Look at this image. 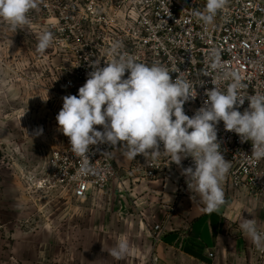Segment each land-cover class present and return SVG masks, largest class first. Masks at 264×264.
<instances>
[{
	"label": "built area",
	"instance_id": "1",
	"mask_svg": "<svg viewBox=\"0 0 264 264\" xmlns=\"http://www.w3.org/2000/svg\"><path fill=\"white\" fill-rule=\"evenodd\" d=\"M205 4L206 0H40L29 15L54 35L48 67L53 83L61 88L62 103V97L78 95L93 70L91 62L100 59V66H106V61L113 59L109 54L113 44L119 43V54L179 71L196 86L197 98L184 104L185 114L192 117L218 78L221 91L235 73L243 85L241 95L264 92V0H228L210 25L191 14L192 9L203 11ZM179 72L170 73L173 80ZM248 105L245 99L238 110L243 112ZM217 135L222 155L231 162L225 186L247 193L264 210V159H245L242 154L252 153L251 141L242 143L236 133L225 130L223 121L217 125ZM160 147L163 151L162 143ZM113 148L108 144L90 146V170L84 172V158L72 152L67 137L66 144L54 150L49 160L55 183L76 200L106 191L118 177ZM129 162V172L148 182L178 172L177 198L181 202L192 197L194 191L182 175V168L195 167L192 157L182 159L181 166L164 158L153 161L142 154ZM259 229L264 231V222ZM153 234L156 246L160 245L167 235L166 227L156 225ZM259 253L264 256V251L259 249ZM209 257L213 259L214 254Z\"/></svg>",
	"mask_w": 264,
	"mask_h": 264
},
{
	"label": "rangeland",
	"instance_id": "2",
	"mask_svg": "<svg viewBox=\"0 0 264 264\" xmlns=\"http://www.w3.org/2000/svg\"><path fill=\"white\" fill-rule=\"evenodd\" d=\"M44 29L31 18L17 31L0 21V264H154L155 224L142 227L140 214L129 211L156 210L157 203L148 207L139 202L142 191H119L117 181L76 200L54 181L49 160L67 137L56 120L63 103L48 67L50 49L35 50ZM40 126L43 134L33 136ZM179 204L177 198L168 210ZM121 236L131 253L115 260L109 250ZM248 246L241 264H264L259 249Z\"/></svg>",
	"mask_w": 264,
	"mask_h": 264
},
{
	"label": "clouds",
	"instance_id": "3",
	"mask_svg": "<svg viewBox=\"0 0 264 264\" xmlns=\"http://www.w3.org/2000/svg\"><path fill=\"white\" fill-rule=\"evenodd\" d=\"M227 2L206 0L203 11L192 9L191 14L202 24L210 25ZM39 4L40 0H0V21L17 31L29 23V13ZM53 43V33L44 30L37 38L35 50L43 54ZM119 48V43L113 44L109 52L113 59L106 61V66H100V59L91 62L93 70L79 87L78 95L62 97L63 105L56 116L58 130L69 138L72 152L84 158L82 171L90 170L87 156L90 146L100 144L114 148L121 145L117 150L128 160L142 154L153 161L164 158L181 166L182 159L190 156L195 167L182 168L188 188L199 195L206 213L218 212L226 204L222 181L231 162L220 151L217 125L223 121L225 130L236 133L242 143L251 141L252 153L242 154L245 159L252 162L264 159V92L241 95V78L233 73L224 91L218 86L221 78L212 82L214 88L205 92L207 99L203 106L189 117L184 104L197 98L196 86L190 80L163 65L149 66L121 55ZM126 72L129 74L124 78ZM171 72H179L175 80ZM245 99L249 105L241 112L238 109ZM42 134V126L33 132V136ZM239 231L264 251V231L258 228L256 219L243 218ZM130 253L126 236L119 237L109 250L115 260Z\"/></svg>",
	"mask_w": 264,
	"mask_h": 264
},
{
	"label": "crops",
	"instance_id": "4",
	"mask_svg": "<svg viewBox=\"0 0 264 264\" xmlns=\"http://www.w3.org/2000/svg\"><path fill=\"white\" fill-rule=\"evenodd\" d=\"M119 148L118 145L113 148L118 167L114 182L119 183L122 189L119 191L130 189L136 194L140 190L144 195L139 202H146L148 207L155 203L158 206L156 210H130L129 213L140 214L142 227H149L152 222L155 226L164 225L167 230L163 243L155 249L154 259L157 260L154 264H241L243 252L250 255V240L239 231V225L243 218L256 219L258 228L263 224L264 210H254L261 204L253 197L235 192L225 186L223 180L224 210L206 213L196 192L193 197L181 201L176 210H168L177 201L179 173L171 171L165 179L155 182L138 179V174L129 172L130 162L120 154ZM132 184L135 189H131ZM249 204L253 209L242 210ZM210 253L214 254L213 259Z\"/></svg>",
	"mask_w": 264,
	"mask_h": 264
},
{
	"label": "water",
	"instance_id": "5",
	"mask_svg": "<svg viewBox=\"0 0 264 264\" xmlns=\"http://www.w3.org/2000/svg\"><path fill=\"white\" fill-rule=\"evenodd\" d=\"M220 210H224V208H221Z\"/></svg>",
	"mask_w": 264,
	"mask_h": 264
}]
</instances>
